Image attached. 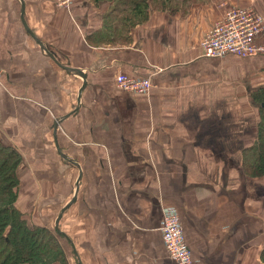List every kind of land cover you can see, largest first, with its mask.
Here are the masks:
<instances>
[{
  "label": "crops",
  "instance_id": "1",
  "mask_svg": "<svg viewBox=\"0 0 264 264\" xmlns=\"http://www.w3.org/2000/svg\"><path fill=\"white\" fill-rule=\"evenodd\" d=\"M237 5L264 14V0H194L151 8L107 41L96 34L108 0H0V138L22 156L16 203L52 229L68 204L58 226L69 264H176L165 211L179 216L192 264H264V173L242 165L264 30L248 57H208L200 44ZM117 72L151 87L119 89Z\"/></svg>",
  "mask_w": 264,
  "mask_h": 264
},
{
  "label": "trees",
  "instance_id": "2",
  "mask_svg": "<svg viewBox=\"0 0 264 264\" xmlns=\"http://www.w3.org/2000/svg\"><path fill=\"white\" fill-rule=\"evenodd\" d=\"M99 1V0H95ZM97 39L114 40L126 29L146 20L151 8L185 12L194 0H108ZM118 34V35H117ZM257 106L255 139L242 150L246 173H264V84L250 92ZM22 156L14 144L0 138V264H69L60 235L45 224L27 219L17 206ZM264 263V247L260 251Z\"/></svg>",
  "mask_w": 264,
  "mask_h": 264
},
{
  "label": "built area",
  "instance_id": "3",
  "mask_svg": "<svg viewBox=\"0 0 264 264\" xmlns=\"http://www.w3.org/2000/svg\"><path fill=\"white\" fill-rule=\"evenodd\" d=\"M58 6H69L73 0H55ZM264 30V14L252 6H231L221 19L214 22L205 32L200 44L204 55L208 57L232 54L236 57H248L261 49L256 38ZM117 88L143 93L150 89L148 77H136L124 72L114 74ZM161 237L168 256L176 264H192L190 249L187 246L179 216L165 211L160 225Z\"/></svg>",
  "mask_w": 264,
  "mask_h": 264
},
{
  "label": "water",
  "instance_id": "4",
  "mask_svg": "<svg viewBox=\"0 0 264 264\" xmlns=\"http://www.w3.org/2000/svg\"><path fill=\"white\" fill-rule=\"evenodd\" d=\"M78 70V69H77ZM80 72H81V74H82V82H81V84H80V86H79V93L81 92V90L84 88V86H85V77H86V73L84 72V71H81V70H79ZM59 120V119H58ZM57 125H58V122H56V127L55 128H57ZM54 139H55V141H56V135H55V132H54ZM56 148H57V150H59V146L57 145V143H56ZM67 206H68V204H65V205H63L62 207H60V209L56 212V214H55V220H54V229H55V231H57V233H59V234H63L64 235V233H63V231L62 230H60V228H59V226H58V221H59V218H60V214H61V212L65 209V208H67Z\"/></svg>",
  "mask_w": 264,
  "mask_h": 264
},
{
  "label": "rangeland",
  "instance_id": "5",
  "mask_svg": "<svg viewBox=\"0 0 264 264\" xmlns=\"http://www.w3.org/2000/svg\"><path fill=\"white\" fill-rule=\"evenodd\" d=\"M16 146V145H15ZM17 147V146H16ZM18 149V148H17ZM19 150V149H18ZM20 152V151H19ZM19 195H20V190H19ZM19 195H18V197H19ZM19 207V206H18ZM20 208V207H19ZM61 230V229H60ZM57 232V231H56ZM64 232V231H63ZM60 235V237H61V235L62 234H59Z\"/></svg>",
  "mask_w": 264,
  "mask_h": 264
},
{
  "label": "bare ground",
  "instance_id": "6",
  "mask_svg": "<svg viewBox=\"0 0 264 264\" xmlns=\"http://www.w3.org/2000/svg\"><path fill=\"white\" fill-rule=\"evenodd\" d=\"M23 202V201H22Z\"/></svg>",
  "mask_w": 264,
  "mask_h": 264
}]
</instances>
